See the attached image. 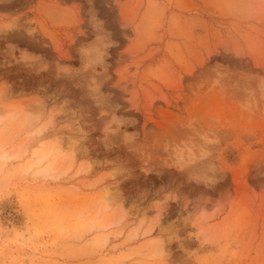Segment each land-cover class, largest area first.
<instances>
[{
	"label": "rangeland",
	"instance_id": "374dc122",
	"mask_svg": "<svg viewBox=\"0 0 264 264\" xmlns=\"http://www.w3.org/2000/svg\"><path fill=\"white\" fill-rule=\"evenodd\" d=\"M0 264H264V0H0Z\"/></svg>",
	"mask_w": 264,
	"mask_h": 264
},
{
	"label": "bare ground",
	"instance_id": "6f19581e",
	"mask_svg": "<svg viewBox=\"0 0 264 264\" xmlns=\"http://www.w3.org/2000/svg\"><path fill=\"white\" fill-rule=\"evenodd\" d=\"M39 134L38 135H40V134H42V132H38ZM36 154V152H34L33 153V155H35ZM63 154V151L61 150V147L60 146H58V145H54L53 147H52V149H50V151L49 152H47L45 155H43V157H41L40 159H38L34 164H32L31 165V171L32 172H34V170H39V169H41V165L43 164V163H46L47 161H48V163H46V166L43 168L42 167V170L45 172V173H47V171L49 170V172H50V170H51V168H52V166L54 165V160H56L57 158H58V156L59 155H62ZM51 158L53 159V162H51V163H49V161L51 160ZM6 159H7V155H5L4 156V161H6ZM33 169V170H32ZM109 193V192H108ZM107 193V194H108ZM109 195V194H108ZM160 230V229H159ZM151 232V231H150ZM151 234V233H150ZM159 247H160V245H159ZM158 247V248H159ZM162 247H164V246H162ZM163 251V248H159L158 249V251ZM160 253V252H159ZM158 253V254H159Z\"/></svg>",
	"mask_w": 264,
	"mask_h": 264
}]
</instances>
